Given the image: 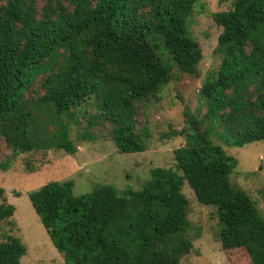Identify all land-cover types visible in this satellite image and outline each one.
<instances>
[{"label": "trees", "instance_id": "trees-1", "mask_svg": "<svg viewBox=\"0 0 264 264\" xmlns=\"http://www.w3.org/2000/svg\"><path fill=\"white\" fill-rule=\"evenodd\" d=\"M199 1L46 0L40 9L39 0H0V139L15 157L51 149L76 155L71 124L84 123L81 142L106 127L120 154L145 152L151 135L138 129L137 115L171 80L163 56L191 75L203 60L190 29ZM213 18L222 28L221 65L201 88L203 121L222 128L230 147L263 142L264 0H232ZM37 83L43 94L32 91ZM212 135L188 134L174 152L178 170L152 169L137 191L97 185L75 196L66 181L31 192L64 264H180L193 249L186 182L200 204L218 209L230 257L243 250L247 263L264 264V218L232 185L238 161ZM15 211L1 205L0 223ZM27 252L21 238L7 235L0 264H21Z\"/></svg>", "mask_w": 264, "mask_h": 264}, {"label": "rangeland", "instance_id": "rangeland-1", "mask_svg": "<svg viewBox=\"0 0 264 264\" xmlns=\"http://www.w3.org/2000/svg\"><path fill=\"white\" fill-rule=\"evenodd\" d=\"M46 0H39L41 9ZM232 0H200L190 22L193 36L201 46L203 60L198 73L181 72L167 56L163 61L172 69L170 82L165 85L158 99L139 105L138 129L150 133L147 150L142 153L120 154L110 139L108 128L95 130L97 140L81 142L84 123L71 124L70 137L78 151L69 155L64 150L51 149L47 153H31L15 157L0 139V206L15 207V214L0 223V242L7 235L23 240L28 252L21 264H64L63 256L54 247L32 203L29 194L51 182H74V195L90 193L97 185L114 186L121 195L125 190H140L151 179L154 168L178 170L175 150L183 147L188 134L211 129V141L221 146L238 164L230 176L232 185L245 191L255 202L264 218V141L242 148L230 147L222 128L203 121L208 111L201 88L207 77L216 75L221 58L216 54L222 28L213 15L227 11ZM43 94L40 83L32 91ZM67 123V118L63 119ZM215 133V134H214ZM183 194L187 198L188 219L193 249L180 264H249L244 251L231 255L223 249L220 232L222 225L218 209L199 203L186 182Z\"/></svg>", "mask_w": 264, "mask_h": 264}]
</instances>
